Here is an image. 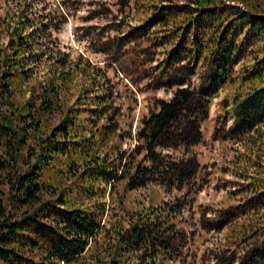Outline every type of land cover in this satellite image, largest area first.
Listing matches in <instances>:
<instances>
[{
	"label": "trees",
	"instance_id": "1",
	"mask_svg": "<svg viewBox=\"0 0 264 264\" xmlns=\"http://www.w3.org/2000/svg\"><path fill=\"white\" fill-rule=\"evenodd\" d=\"M136 1L142 17L129 35L162 48L151 82L173 92L142 117L129 153L112 143L121 111L101 68L63 50L47 14H27L26 2L0 17V264H161L178 256L186 232L174 221L177 205L148 203L106 229L103 243L100 197L107 186L119 192L120 182L181 187L195 178L192 147L230 82L225 138L244 147L247 182L242 201L210 225L231 227L240 249L214 253L212 264H264V0Z\"/></svg>",
	"mask_w": 264,
	"mask_h": 264
},
{
	"label": "rangeland",
	"instance_id": "2",
	"mask_svg": "<svg viewBox=\"0 0 264 264\" xmlns=\"http://www.w3.org/2000/svg\"><path fill=\"white\" fill-rule=\"evenodd\" d=\"M24 2L27 3V14L37 17L47 14L44 21L50 23L52 37L63 50L72 57L81 54L101 68L105 76L102 83L111 88L114 103L121 111V135L112 143L131 152L139 144L136 133L142 117L148 114L157 99L167 100L173 92L172 89H155L151 82L155 59L161 57L162 48H147L142 38L129 35L130 27L139 25L142 17L136 11L138 1L0 0V17L13 15ZM241 65L236 66V75L240 73ZM79 79L81 83L86 77ZM235 88L236 82H230L219 90L211 103L208 118L201 123L202 140L192 147L199 163L195 178L181 187L149 182L128 189L120 182L117 193L107 186L100 197L105 211L101 215L104 229L97 236L99 242L108 241L109 232L103 234L105 230L116 229L121 221L126 223L133 211L148 203L154 206L172 203L179 208L174 221L186 232V238L181 253L161 264H212L214 253L240 249V244H234V237L228 233L231 227L220 231L210 229L218 219L219 211L231 209L245 195L242 188V183L247 182L243 176L246 171L242 170L245 159L240 154L244 147L225 138V132L232 124V112L230 110L225 117L222 112L230 107ZM169 152L174 157L180 155L179 150ZM251 171H254L253 166L248 172ZM100 185L104 187L103 183ZM0 189L5 193L7 186L0 185ZM93 252L94 249L88 251L87 262L92 261Z\"/></svg>",
	"mask_w": 264,
	"mask_h": 264
}]
</instances>
